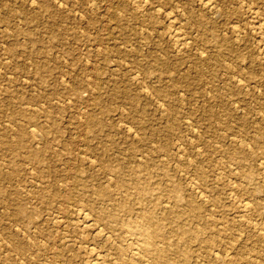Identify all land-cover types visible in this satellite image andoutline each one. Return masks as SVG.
<instances>
[{
	"label": "rangeland",
	"instance_id": "374dc122",
	"mask_svg": "<svg viewBox=\"0 0 264 264\" xmlns=\"http://www.w3.org/2000/svg\"><path fill=\"white\" fill-rule=\"evenodd\" d=\"M0 175V264H264V0H0Z\"/></svg>",
	"mask_w": 264,
	"mask_h": 264
},
{
	"label": "bare ground",
	"instance_id": "6f19581e",
	"mask_svg": "<svg viewBox=\"0 0 264 264\" xmlns=\"http://www.w3.org/2000/svg\"><path fill=\"white\" fill-rule=\"evenodd\" d=\"M205 2H207V1H205ZM207 3H209V2H207ZM213 4V3H212ZM217 8V7H216ZM101 14V13H100ZM172 20V19H171ZM256 20V19H255ZM263 23V22H262ZM176 30V29H175ZM204 53V52H203ZM136 74H138V73H136ZM240 80V79H239ZM146 89V88H145ZM147 90V89H146ZM145 90V91H146ZM146 93V92H145ZM159 102V101H158ZM43 105V104H42ZM23 106V105H22ZM189 120V119H188ZM30 127V126H29ZM34 127V126H33ZM32 127V128H33ZM190 128V127H189ZM193 128V127H192ZM35 129V128H34ZM129 129V128H128ZM21 131V130H20ZM25 131V130H24ZM23 132V131H22ZM25 133V132H24ZM16 134V133H15ZM17 135V134H16ZM23 137V136H22ZM235 137V136H234ZM21 138V137H20ZM198 147V146H197ZM144 153V152H143ZM31 155V154H30ZM139 158H140V156H139ZM33 159V158H32ZM91 161V160H90ZM34 162H35V160H34ZM175 163V162H174ZM37 164V163H36ZM9 173V172H8ZM7 174V173H6ZM1 176V175H0ZM6 177V176H5ZM7 178V177H6ZM8 179V178H7ZM234 195V194H233ZM165 204V203H164ZM20 209V208H19ZM21 210H22V207H21ZM21 210H18V211H21ZM22 212H24V211H22ZM20 213V212H19ZM21 214V213H20ZM26 214V213H25ZM249 220V219H248ZM89 222V221H88ZM106 235V234H105ZM118 244V243H117ZM91 245V244H90ZM19 246V245H18ZM17 246V247H18ZM24 248V247H23ZM20 251V250H19ZM137 251V250H136ZM23 252V251H22ZM109 255V254H108ZM108 257V256H107ZM20 259V258H19ZM20 261V260H19ZM93 261V260H92ZM245 264V263H244Z\"/></svg>",
	"mask_w": 264,
	"mask_h": 264
}]
</instances>
